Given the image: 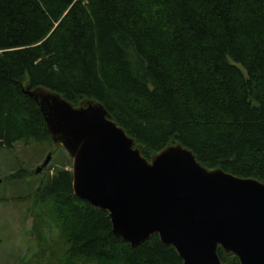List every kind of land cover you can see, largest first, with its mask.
Returning <instances> with one entry per match:
<instances>
[{"label":"trees","instance_id":"16d2710c","mask_svg":"<svg viewBox=\"0 0 264 264\" xmlns=\"http://www.w3.org/2000/svg\"><path fill=\"white\" fill-rule=\"evenodd\" d=\"M26 85L100 102L148 159L173 140L264 182V0H0V148L51 141ZM71 180L56 169L34 190L69 264H183L157 234L136 246L116 236Z\"/></svg>","mask_w":264,"mask_h":264},{"label":"water","instance_id":"95a60500","mask_svg":"<svg viewBox=\"0 0 264 264\" xmlns=\"http://www.w3.org/2000/svg\"><path fill=\"white\" fill-rule=\"evenodd\" d=\"M23 91L71 158L74 195L106 210L116 236L136 246L157 234L183 264H222L218 247L239 264H264V182L207 167L173 140L148 159L100 102Z\"/></svg>","mask_w":264,"mask_h":264},{"label":"rangeland","instance_id":"374dc122","mask_svg":"<svg viewBox=\"0 0 264 264\" xmlns=\"http://www.w3.org/2000/svg\"><path fill=\"white\" fill-rule=\"evenodd\" d=\"M47 154L48 164L35 172ZM61 168L71 171V158L52 141L0 148V264H69L59 226L34 195L41 180ZM17 170L24 174L6 179Z\"/></svg>","mask_w":264,"mask_h":264}]
</instances>
